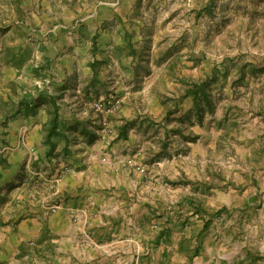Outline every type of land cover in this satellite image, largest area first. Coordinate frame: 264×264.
<instances>
[{
    "label": "rangeland",
    "instance_id": "rangeland-1",
    "mask_svg": "<svg viewBox=\"0 0 264 264\" xmlns=\"http://www.w3.org/2000/svg\"><path fill=\"white\" fill-rule=\"evenodd\" d=\"M24 144L0 228L37 219L45 259L68 224L157 241L127 264H264V0H0V167Z\"/></svg>",
    "mask_w": 264,
    "mask_h": 264
},
{
    "label": "crops",
    "instance_id": "crops-1",
    "mask_svg": "<svg viewBox=\"0 0 264 264\" xmlns=\"http://www.w3.org/2000/svg\"><path fill=\"white\" fill-rule=\"evenodd\" d=\"M81 101L82 99H79V97H77V102ZM42 118L43 122H45L46 117L43 116ZM41 128L42 126L38 127L37 131L40 132ZM31 130L33 131V129ZM27 131H29V127H26L25 132ZM8 132L11 135H14V131H12V129L8 130ZM40 139H42L41 136L38 137L39 141ZM5 141L9 142L6 139ZM29 142H32L31 145L29 143L30 147H35L36 144L39 143L38 142L34 144L33 137L30 138ZM29 145L24 144L22 150L17 151V153L21 154L16 155V157L18 156L17 159L16 157H13L14 154L12 152H14L15 149L13 146L8 145L3 148L6 153L11 154L8 163L9 166L14 167L15 174L12 175L7 171V168L0 167V171L4 172L3 176L0 177V191L3 190L0 193V201L4 198L11 200L14 199V197L13 199L9 197L10 195H12V193L8 194V191L11 187H13V185L17 187L15 189L16 194L19 191H23L22 183H24L25 179L29 177L24 172L25 166L23 167V161L30 152ZM4 160L7 161V158H4ZM84 160H86V158H84ZM87 163V161L82 162V164L84 165H86ZM52 164L54 167L56 166L54 162H51V165ZM86 168H89V166ZM83 170L84 171H81L79 174H77V176H68L69 178H66V180L60 182L54 195L56 196L59 191H62L61 193L63 194L65 192H71L72 194L73 192H75V195L92 193V188L87 192L85 190L86 188H88V182L86 183V185L84 184V177L86 172L88 171L86 169ZM16 173H18L19 175L17 176ZM89 175L91 177H94L92 171ZM86 178H88V175L86 176ZM39 213L40 212H38L37 214L38 217H40ZM1 214L3 215V211L0 212V215ZM60 214L61 212H59L57 216H59ZM10 217L12 218L13 215L8 216L7 221L10 220ZM44 229L45 226L43 224L41 225L37 219H26L20 221L16 225L11 221L8 225L1 227L0 264H127L126 258L124 256L127 240H129L128 245L130 247L137 248V250L139 249V251L141 248H143L144 245L146 246V248H151V246L153 247V242L157 244V241L155 240L152 242V239L148 240L147 242L141 241V236L139 235L138 237V234L130 235L129 237H127L125 235L126 232L123 230L124 228L120 226H89L82 229L68 224H56L48 227L49 232L55 234L57 233V235L55 236L57 239H52L53 241L50 242L53 243L55 257L45 259L46 254L42 251L44 246L39 245L40 243H37V241H30L33 236L35 237L41 232H44ZM78 229L85 234L88 233V241L80 244L79 242L75 241V239H73L72 235L73 233H78ZM134 233H139V231L136 232L135 230ZM131 236H133V238ZM85 246H88L89 250L95 251V254L89 253V256H87L86 254L82 255V252H77L78 250H80V247L82 248ZM40 254H42V256H40ZM65 255H67L68 257H66ZM140 256L141 253L138 254V257L136 259H132L131 263L142 264Z\"/></svg>",
    "mask_w": 264,
    "mask_h": 264
},
{
    "label": "trees",
    "instance_id": "trees-1",
    "mask_svg": "<svg viewBox=\"0 0 264 264\" xmlns=\"http://www.w3.org/2000/svg\"><path fill=\"white\" fill-rule=\"evenodd\" d=\"M25 98L27 99V103H30L31 102V100L30 99H32V98H30V99H28L27 98V96H25ZM34 99V98H33ZM52 103L54 104V105H57V101H56V98L53 96L52 97ZM199 111L201 112L202 111V108L201 107H199ZM57 118H54L53 120H52V128H51V130H50V132H49V135H48V139H49V145H50V147H51V151L52 150H54V148H55V144H54V142L51 140V132H52V134L55 132V129H56V124H57ZM195 139V137L193 138V140ZM226 207H223V208H221V209H219V210H217L216 212H215V215H219L220 213H222V212H224V211H226ZM162 233L163 232H161L160 234H159V237L162 235Z\"/></svg>",
    "mask_w": 264,
    "mask_h": 264
},
{
    "label": "built area",
    "instance_id": "built-area-1",
    "mask_svg": "<svg viewBox=\"0 0 264 264\" xmlns=\"http://www.w3.org/2000/svg\"><path fill=\"white\" fill-rule=\"evenodd\" d=\"M112 106L113 105H112L111 101H109V104L107 106H104L103 103H97L96 104V110L101 111V112H105V111L109 112V111H111ZM138 154H140V152ZM136 170L139 172H143L144 167L141 164H136Z\"/></svg>",
    "mask_w": 264,
    "mask_h": 264
}]
</instances>
